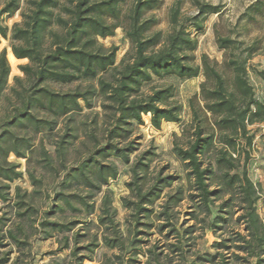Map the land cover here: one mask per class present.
Returning <instances> with one entry per match:
<instances>
[{
  "label": "trees",
  "instance_id": "obj_1",
  "mask_svg": "<svg viewBox=\"0 0 264 264\" xmlns=\"http://www.w3.org/2000/svg\"><path fill=\"white\" fill-rule=\"evenodd\" d=\"M21 1L7 0L1 13L14 15L21 8ZM125 1L70 0L71 4L66 5L61 0H29L28 8L22 13L23 21L13 26L11 36L8 27L0 23V43L3 38L11 39L13 53L9 56L10 61L12 57L31 61L23 67L29 87L22 92L13 89L21 104L14 105L1 120L0 200L4 203L11 200L12 183L24 175L20 164L10 161V156L28 158L35 146V135L44 130L53 131L57 118L81 112L84 108L81 101L91 108L92 98L99 96L109 118L105 142L98 144L79 165L67 169L62 181L64 189L76 183L88 188L89 193H56V199L63 205L89 216L96 211L92 199L103 192L97 223L80 219L64 222L46 217L40 222L46 238L53 237L55 233L71 232L79 224L94 225L101 234L102 244L113 251L111 255L104 253L100 264H136L140 262V255L148 253L159 261L161 254L144 250L143 244L149 240H144L141 235H150L146 231L154 227L150 219L156 217L163 221L158 225L160 233L170 228L169 233H177L180 237L174 224V210L187 200L192 203L189 206L192 210L187 215L195 220L202 213L210 218L213 207H217L215 216L209 222L205 219L202 222L206 225L204 228L219 233L220 240L211 245V251L198 254L185 264H264V219L256 206L260 194L249 174L253 135L248 127L264 123V102L255 98L254 88L248 79V61L253 48H247V56L228 54V50L239 48V44L236 40L217 35L218 47L226 51L224 61L219 63L203 54L201 64H197L195 51L198 39L193 36L192 29L201 31L207 15L220 13L218 5L193 0L197 13L184 21H181L179 8L175 7L170 19L172 31L164 36L161 30L153 31L158 20L154 16H146L149 11L160 7L161 0H134L128 14L122 7ZM250 9H254V14L262 13L264 0H256ZM118 28L124 30L132 52L121 60L115 79L108 81L99 75L116 68L118 49H103L99 38L114 36ZM255 71L264 80V71ZM10 74L11 64L6 50H3L0 53V100L8 87ZM167 75L186 79L203 76L199 93L190 99L192 140L186 147L175 142L174 152L184 164L187 180V184L175 187L174 183L181 177L167 174V167L152 175L151 163L156 156L154 148L131 159L141 144L140 136L132 138L134 126L145 123L144 115H151V126L157 130L164 122H181L182 106L173 101L172 86L155 88L147 95L141 93L145 83L154 77ZM95 79L99 81V88L90 85L84 90L56 92L46 85L49 81L69 84ZM17 82L23 84L22 80ZM37 107L46 109L54 118L39 117L32 111ZM22 128H31L32 134L21 135L18 129ZM70 138L75 136L67 133L56 143L62 162ZM208 153L211 154L206 162L203 157ZM44 156V163L51 165L47 152ZM113 156L131 164V179L126 182L129 194L121 197L123 205L130 211L126 220L128 236L123 233L117 219L113 191L109 188L111 180L119 176L118 166L107 161ZM242 157L244 162L241 166ZM30 176L34 185L38 183L34 174ZM168 188L171 189L157 212L155 205ZM15 190L20 197L21 188L17 186ZM216 201L220 203L216 204ZM21 203H16V206L25 205L23 201ZM59 208L63 209L62 206ZM27 211L18 215L25 217ZM238 213L235 224H241L244 233L230 226ZM9 220L0 216V247L8 245L4 242L7 238L18 247L26 245L14 230L4 229ZM194 229L195 226L190 225L184 232L193 234ZM79 235H74L75 244ZM93 238L86 246L75 245L72 248L76 264H82L85 259L95 260L94 253L100 242L97 234ZM69 246V237L64 236L62 248ZM170 246L178 248L176 244ZM82 250L89 254L80 255ZM9 262L8 252L0 264ZM147 264L151 261L148 260Z\"/></svg>",
  "mask_w": 264,
  "mask_h": 264
},
{
  "label": "rangeland",
  "instance_id": "obj_2",
  "mask_svg": "<svg viewBox=\"0 0 264 264\" xmlns=\"http://www.w3.org/2000/svg\"><path fill=\"white\" fill-rule=\"evenodd\" d=\"M29 0L21 1V8L14 15L9 16L2 14L7 0H0V23L7 26L9 36H11L13 26L16 23H22V13L28 8ZM159 8L149 11L146 16H154L158 22L153 28V31L161 30L166 36L172 31L170 22L172 9L175 7L180 10L181 21L190 18L197 13V7L193 0H161ZM207 3L218 5L221 9L220 13L209 14L203 22V29L196 32L192 29L193 36L198 39V48L195 51L196 63L201 64V56L206 54L211 60L222 63L225 59L226 51L220 49L217 44V35L228 37L236 40L239 48L228 50V54L233 52L235 55L242 54L247 56L249 53L247 48H253V55L248 61V79L254 88L255 98L264 102V80L256 73L255 70L264 71V9L260 14H254L250 9L256 0H202ZM61 3L70 5V0H61ZM134 0H126L123 4L124 13L128 14L132 8ZM253 16V17H252ZM189 24V22H187ZM50 39L47 40V44ZM99 43L102 48L107 50L116 47V68H111L107 72L101 73L99 77H103L108 81H113L118 74L121 60L128 53L132 52V45L126 37L122 28H118L114 36L107 38H99ZM6 50L8 60L11 64V74L8 82V87L4 91L0 100V126L1 120L6 116L14 105L21 104V100L16 98L13 91L15 88L22 92L24 88H28L26 82L27 74L23 67L31 61L28 58L18 59L15 57L9 59L12 52L11 39H2L0 43V53ZM252 52V51H251ZM22 80V83L17 82ZM203 81V76L197 78L186 79L179 78L175 75H167L164 77H154L151 82L145 83L141 93L147 95L155 88H164L172 86L174 88L173 101L182 106L181 122L172 123L164 122L162 128L157 130L151 126L150 114L144 115L145 123L143 125L134 126L133 136H140V148L137 152L131 155V159H135L136 155L154 148L156 156L151 163V173L156 174L162 167H167V174H176L181 177L179 181L174 183L187 184L186 171L184 164L178 159L174 152L175 142L186 147L192 140L193 128L190 125L192 120V111L190 108V99L199 93L200 83ZM46 85L56 92H69L74 90H84L92 85L99 88L98 79L95 80H79L69 84H61L54 81H49ZM102 97L92 98V107L84 106L81 112L73 113L72 115L62 116L57 118V126L53 131L44 130L34 136V149L29 153L28 158H17L15 155L10 156V161L20 164V170L24 173L23 177L12 183V198L9 202L4 203L0 200V216L10 219L4 229L11 228L18 237L26 242V245L18 247L10 239H5L6 247H0V260L10 253V262L6 264H76L75 258L72 256V248L76 246L83 247L89 244L97 234L100 247L95 251V260L85 259L82 264H100L99 261L104 253L111 255L112 250L106 248L101 241V234L93 225L79 224L73 231L67 233H55L53 237L46 238L45 229L40 225V222L46 217L48 220H59L69 222L75 219L82 221L97 223L102 204V194L100 192L95 195L92 201L95 203L96 211L91 215L73 211L70 207L56 199V193L63 191L65 193H80L87 195L89 189L84 185L73 184L70 188L64 189L62 181L65 178L67 169L79 165L87 158L96 148L98 144L103 145L105 140L106 129L108 127L109 118L102 108ZM39 117L54 118L46 109L41 107L32 110ZM250 134L253 135V145L250 149L251 157L249 161V174L253 182L259 190V200L256 204L258 213L264 219V123H256L250 125ZM21 135H31V128L18 129ZM75 136L69 139L67 145L66 156L64 162L59 159L56 143L61 140L65 134ZM34 135V134H33ZM243 142V141H242ZM45 152L51 158V165L44 163ZM210 154L204 156L206 162L210 158ZM108 162L115 163L119 169V176L115 180H111L109 188L113 191L114 206L117 208V219L120 222L121 229L125 236L129 235V225L127 217L130 211L123 205L121 197L128 195L129 190L126 187V182L131 179L130 168L131 164H125L117 157H111ZM243 157L241 166L243 165ZM64 165V166H63ZM241 170V168H240ZM30 174L36 176L38 183L34 185ZM213 180L210 181L212 184ZM21 188L20 197L16 195V187ZM215 186V185H213ZM171 188L166 189L162 199L156 205L155 210L158 212L160 205L165 200V195ZM25 205L16 206V203ZM220 201H216L219 204ZM75 206H80L74 203ZM189 201H184L179 207L174 210V224L180 232V237L177 233H169L170 228L163 233L158 231V225L163 221L153 220L154 227L147 230L150 235H141L144 240H149L143 244L144 250H152L154 254L159 255V261H156L155 255L147 254L139 256V263L147 264L150 260L151 264H185V262L193 261L198 254L205 251H211V245L220 240L219 233H214L212 230L204 228L206 226L202 220L209 222L217 213V207H213V214L210 218H206L204 213L199 215V219H192V216L187 215L191 211ZM62 206L63 209H60ZM217 206V205H216ZM31 207V208H29ZM27 211L25 217H20L18 214ZM49 213V214H46ZM236 214L231 221L232 227H237L244 233V228L241 224L236 225ZM46 218V219H47ZM190 225L195 226V233L186 235L184 229ZM79 233L77 244L74 243V235ZM2 232L0 231V236ZM64 236L69 237V248H62L64 245ZM180 239V241H179ZM181 242V243H180ZM171 244H176L178 248L171 247ZM89 254L82 250L80 255ZM118 264V263H117ZM129 264V263H124Z\"/></svg>",
  "mask_w": 264,
  "mask_h": 264
}]
</instances>
